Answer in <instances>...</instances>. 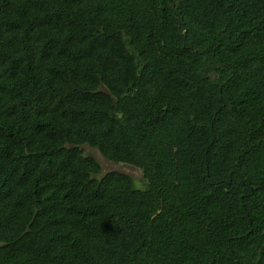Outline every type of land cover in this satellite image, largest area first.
Masks as SVG:
<instances>
[{
    "label": "trees",
    "instance_id": "1",
    "mask_svg": "<svg viewBox=\"0 0 264 264\" xmlns=\"http://www.w3.org/2000/svg\"><path fill=\"white\" fill-rule=\"evenodd\" d=\"M0 264H264V0H0Z\"/></svg>",
    "mask_w": 264,
    "mask_h": 264
},
{
    "label": "rangeland",
    "instance_id": "2",
    "mask_svg": "<svg viewBox=\"0 0 264 264\" xmlns=\"http://www.w3.org/2000/svg\"><path fill=\"white\" fill-rule=\"evenodd\" d=\"M83 149L85 154L94 157L99 162L102 167L103 173L113 170L123 172L133 177L135 185L137 187H144L142 172L138 168L127 163L112 162L101 155L98 150L91 148L88 145L83 146Z\"/></svg>",
    "mask_w": 264,
    "mask_h": 264
}]
</instances>
